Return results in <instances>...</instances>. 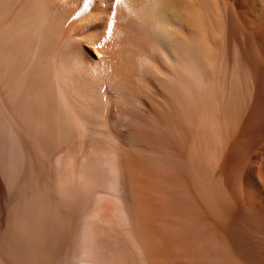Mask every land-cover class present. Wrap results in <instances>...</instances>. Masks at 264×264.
I'll return each instance as SVG.
<instances>
[{
    "label": "bare ground",
    "instance_id": "6f19581e",
    "mask_svg": "<svg viewBox=\"0 0 264 264\" xmlns=\"http://www.w3.org/2000/svg\"><path fill=\"white\" fill-rule=\"evenodd\" d=\"M0 264H264V0H0Z\"/></svg>",
    "mask_w": 264,
    "mask_h": 264
},
{
    "label": "snow or ice",
    "instance_id": "6c2138e0",
    "mask_svg": "<svg viewBox=\"0 0 264 264\" xmlns=\"http://www.w3.org/2000/svg\"><path fill=\"white\" fill-rule=\"evenodd\" d=\"M115 3H118V0H114V4ZM115 13L114 12H112V15H114ZM111 26V21H109V27Z\"/></svg>",
    "mask_w": 264,
    "mask_h": 264
}]
</instances>
